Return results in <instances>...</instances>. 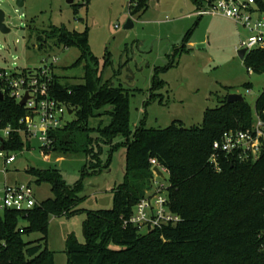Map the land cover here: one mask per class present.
<instances>
[{
	"label": "trees",
	"instance_id": "obj_1",
	"mask_svg": "<svg viewBox=\"0 0 264 264\" xmlns=\"http://www.w3.org/2000/svg\"><path fill=\"white\" fill-rule=\"evenodd\" d=\"M211 1V0H208ZM202 0H195L197 6ZM147 0H137L134 12L145 11ZM46 39L64 48L76 47L80 55L72 66L83 63V83L64 84L53 74L51 93L68 104L75 118L48 133L46 151L60 155L82 154L92 172L100 169L102 147L126 150L124 180L113 190V207L79 208L81 183L68 185L58 169H34L36 183L51 186L52 197L38 201L26 211L4 210L0 215V264H54L47 247L49 216H71L85 211L84 242L73 235L66 240V264H264V152L254 161H237L221 155L220 171L209 163L213 141L227 130L244 129L254 120V111L264 109V90L254 109L245 100L219 101L204 112L202 123L185 127L174 121L165 127H146L144 121L130 129L129 94L99 75L98 59L91 53L87 31L49 26ZM188 34L184 37L186 40ZM42 48V36H37ZM252 72L264 73V48L243 59ZM156 68L151 90L162 86ZM105 108L107 124L89 127V120ZM110 108V109H107ZM1 125H15L24 108L10 98L0 101ZM95 132L97 135L93 136ZM124 139L114 143L116 136ZM21 150L13 134L4 145ZM150 158L168 173L165 194L170 211L180 217L175 225L148 227L145 231L124 225L136 203L153 188ZM20 221L27 224L20 226ZM40 233L36 241L24 236Z\"/></svg>",
	"mask_w": 264,
	"mask_h": 264
},
{
	"label": "rangeland",
	"instance_id": "obj_2",
	"mask_svg": "<svg viewBox=\"0 0 264 264\" xmlns=\"http://www.w3.org/2000/svg\"><path fill=\"white\" fill-rule=\"evenodd\" d=\"M136 3L137 0H23V6L18 7L15 0H0L5 23L10 27L8 33L0 32V68L38 71L52 64L53 74L62 83H83V63L72 66L80 50L64 48L45 38L50 25L64 26L87 31L89 49L99 62V75L127 90L131 130L142 120L152 128L174 121H181L185 127L198 126L204 112L216 107L230 92L241 94L254 109L256 98L264 90V73L249 71L235 50L240 40L249 35L247 30L221 15L187 17L198 7L195 0H147L145 11L134 12ZM127 19L133 22L130 29L123 27ZM37 36H42V48H38ZM164 65L171 66L164 74L158 73L164 87L151 90L156 68ZM105 111H97V116L89 120V127L107 124ZM74 118V113H65L63 122ZM34 121L38 123V118ZM21 139V150H5V155L15 156L13 163L3 166L0 159V186L4 182L30 184L37 202L42 201L52 197L51 186L36 183L27 171L58 169L68 185L81 183L79 208L113 207L112 190L124 180L125 147L111 150L104 145L99 156L101 167L92 172L82 154L46 152L37 138ZM123 139L116 136L114 143ZM162 173L163 177L153 175V182L157 183L153 187L160 185L165 192L168 173ZM3 212L0 208V215ZM85 214L82 211L71 216H49L46 240L54 253V264H66L65 247L70 235L79 243L84 242ZM26 224L20 221V226ZM41 236L32 233L24 237L34 242Z\"/></svg>",
	"mask_w": 264,
	"mask_h": 264
},
{
	"label": "built area",
	"instance_id": "obj_3",
	"mask_svg": "<svg viewBox=\"0 0 264 264\" xmlns=\"http://www.w3.org/2000/svg\"><path fill=\"white\" fill-rule=\"evenodd\" d=\"M194 15H221L249 32L247 38L240 40L235 46L236 52L245 49V55L251 51L264 48V0H206L199 5ZM56 59H53L55 62ZM53 65L38 71L7 70L0 68V94L3 101L5 98L12 99L24 108V114L19 116L15 125H1L3 132V149L0 150V159L3 166L13 163L16 158L13 154L5 155L7 148L4 146L13 134L26 140L37 138L41 146H49L48 133L63 127V115L68 113L67 103L60 101L51 93L53 84ZM251 71L250 68H248ZM27 95L24 104H20ZM1 115V111H0ZM252 124L244 129L224 131L220 138L213 141L209 163L220 171L219 157L232 156L237 161H254L264 152V109L258 113L254 111ZM1 117V116H0ZM38 118V123L34 119ZM151 170L157 167L161 172H167L155 158H150ZM4 174L6 169H2ZM157 184L156 181L153 185ZM37 203L35 193L30 184L15 183L10 185L6 182L0 186V208L6 210L26 211ZM180 217L172 213L168 207V199L163 187L155 186L139 200L133 208L132 214L124 220V225H133L139 229L148 227H160L162 225H175Z\"/></svg>",
	"mask_w": 264,
	"mask_h": 264
},
{
	"label": "water",
	"instance_id": "obj_4",
	"mask_svg": "<svg viewBox=\"0 0 264 264\" xmlns=\"http://www.w3.org/2000/svg\"><path fill=\"white\" fill-rule=\"evenodd\" d=\"M68 3H72L73 0H67ZM15 3L18 7H22L23 6V0H15ZM123 27L125 29H130L133 27V22L131 19H127L126 22L124 23ZM10 31V27H8L5 23V13L2 9H0V32L2 33H8ZM237 55L238 57L243 60L244 59V55H245V49H240L237 51ZM27 98V95L23 98V100L20 102V104H24L25 100ZM0 99H2V95L0 94ZM244 97L241 94L238 93H229L226 97V101L228 103H233L236 101H243ZM68 113L71 114L72 110L69 108L68 109ZM2 139H0V142L2 143ZM3 149V145H0V150ZM153 171L155 172V174L158 177H163V173L157 168L154 167Z\"/></svg>",
	"mask_w": 264,
	"mask_h": 264
},
{
	"label": "crops",
	"instance_id": "obj_5",
	"mask_svg": "<svg viewBox=\"0 0 264 264\" xmlns=\"http://www.w3.org/2000/svg\"><path fill=\"white\" fill-rule=\"evenodd\" d=\"M147 7H148V5H147ZM147 7H146V8H147ZM145 10H146V9H145ZM186 16H187V17H191V16H195V15H194V13H188V14H186ZM198 18H200V17H198ZM235 24H236V23H235ZM167 64H168V63H167ZM164 66H165V65H164ZM170 67H171V66H168V68L165 70V72H167V71L170 69ZM163 72H164V71H163ZM163 72H162V74L165 73V72H164V73H163ZM162 83H163V82H162ZM150 87H151V86H150ZM163 87H164V83L162 84L161 88H163ZM230 93H232V92H230Z\"/></svg>",
	"mask_w": 264,
	"mask_h": 264
}]
</instances>
